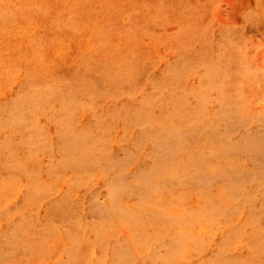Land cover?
<instances>
[{"label": "rangeland", "instance_id": "1", "mask_svg": "<svg viewBox=\"0 0 264 264\" xmlns=\"http://www.w3.org/2000/svg\"><path fill=\"white\" fill-rule=\"evenodd\" d=\"M0 264H264V0H0Z\"/></svg>", "mask_w": 264, "mask_h": 264}]
</instances>
